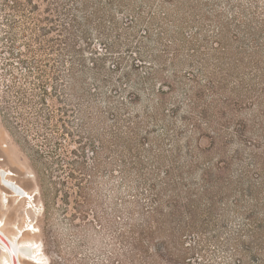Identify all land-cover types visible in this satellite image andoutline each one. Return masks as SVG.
Masks as SVG:
<instances>
[{"label": "rangeland", "instance_id": "rangeland-1", "mask_svg": "<svg viewBox=\"0 0 264 264\" xmlns=\"http://www.w3.org/2000/svg\"><path fill=\"white\" fill-rule=\"evenodd\" d=\"M33 1L43 18L53 16L51 0ZM205 1L217 0H199L194 10L189 9V0H126V7L113 6L111 13L117 23L104 38L111 48L100 50L108 53L106 67L113 82L108 94L127 103L121 117L125 126L134 127L138 138H146L149 165L156 164L155 154L160 149L165 156L162 160L169 158L177 133L185 153L188 141L202 150V167L204 163L227 161V180L251 189L247 194L226 189L229 195L220 202L219 211H224L229 223L211 226L202 239L217 264H238L236 250L245 252V264L254 259L264 264V0H230L234 6L226 0L218 2L222 16L212 18L227 27L219 35L220 27L202 16L215 13L207 11ZM6 2L10 0H0V175L12 188L26 193L16 197L0 179L3 229L21 246L31 248V252L20 250L23 264H114V244L99 220L113 212L115 189L125 195L126 186L134 190L135 179L128 177L125 182L118 172L121 157L116 150L112 155L114 175L99 171L88 181L71 177L70 162L92 155L91 150L86 154L82 151L89 130L95 138L104 136L101 124L96 120L87 124L88 109L80 97V87L77 84L74 91L69 78V54L47 50L39 57L51 59L52 64L42 78L47 80L44 88L48 91L43 95L39 74H29L20 55L12 53L14 45L15 51L27 58V42L35 48L38 42L32 41L27 30L18 29L15 37L10 35L3 11ZM192 13L201 16L198 24L188 23ZM45 25L52 26L51 21ZM56 34L50 30L47 38ZM236 35L240 40H235ZM92 42L98 47L101 39L95 35ZM219 42L226 49L217 50ZM86 57L92 55L87 53ZM115 59L122 62L119 70L114 68ZM135 62L141 63L138 70ZM150 73L143 86L129 83L127 78V74L133 80ZM211 81L215 92L205 86ZM91 86H96L94 81ZM195 93L199 107L193 109L191 94ZM133 94L139 99L130 104ZM175 104L181 107L177 114L172 113ZM101 107L109 111L105 100ZM106 121V127L113 123L110 118ZM213 135L219 139L212 146ZM129 141L135 148L132 137ZM157 141L163 144L159 146ZM122 144L121 149L127 145ZM8 172H12L9 179ZM78 184L86 187L88 203H84ZM29 193L32 198H23ZM28 253L37 262L24 258H31ZM5 257L0 249L1 261Z\"/></svg>", "mask_w": 264, "mask_h": 264}, {"label": "trees", "instance_id": "trees-1", "mask_svg": "<svg viewBox=\"0 0 264 264\" xmlns=\"http://www.w3.org/2000/svg\"><path fill=\"white\" fill-rule=\"evenodd\" d=\"M189 1L191 2L189 9L194 10L196 8L194 3L199 0ZM221 1L203 2L208 12H215L213 16L209 14H202V16L210 18L215 26L220 27L217 35L227 29L224 26L225 23L219 20L222 12H218L217 7L218 2ZM226 2L229 6H234L230 0ZM51 4L53 16L43 18L39 13V5L33 0H10V3H5L3 8L6 13L5 25L10 35L15 37L18 29L27 30L32 35V41L38 42L37 48L27 42L29 54L27 58H22L24 54L19 50L15 51L14 45L12 47L14 52H11L20 55L21 62L28 66L29 74L35 71L39 74L43 95L48 94V91L44 88L47 80L42 78L52 64L51 59L43 60L39 57H43L47 50L69 54L71 57L69 78L74 91L77 84L80 87V97L88 109L87 124L90 126L91 121L96 120L101 124L102 135H104L100 139L95 138V134L89 130V140L82 146V151L86 154L88 150H91L92 155L88 157L86 154L81 160L74 159L70 162L73 165L71 177L88 181L94 173L99 171H108L114 175L116 171L113 167L116 165L112 155L116 150L121 157V167L118 172L123 175L125 182L128 177L135 179L134 190L126 186L128 195H123L118 192L119 189H115L117 200L113 212L99 220L102 222L100 226L106 234H109L114 244L116 255L114 264H217L216 259L209 253L208 244L202 239V234L211 232V226L217 228L219 223L228 225L229 221L224 216V211H219L220 202L229 195L226 189L247 194L246 191L250 192L251 188H243L239 182L227 180L228 166L225 159L214 165L204 163L202 167L199 164L202 150L199 147L194 148L192 142L188 141L185 153L179 142L178 133L174 140L176 146L170 150L168 160L166 159L165 162L162 160L165 156L160 149L155 154L156 164L149 165L145 158V154L150 151L147 148L146 138H138L134 127L131 124L125 126L121 117V110L128 108L127 103L121 99L116 100L111 93L108 94V90L113 86L110 79L111 70L106 67L108 53L100 51L103 49L108 51L111 48L104 42L108 37L109 28L112 29V26L117 23L111 8L116 5L126 7L128 5L126 0H51ZM7 9L11 12H7ZM17 16L20 19H17ZM193 17H190L188 23L191 21L198 24L201 16L194 13ZM48 21H51L52 26L45 25ZM50 30L57 31L55 37L47 38ZM95 35L101 39L98 47L92 42ZM235 40L240 38L236 35ZM219 49H226V47L224 48L219 42L217 50ZM87 53L92 55L90 59L86 57ZM42 61L45 62L44 65ZM115 61L114 68L119 70L122 62L116 59ZM57 65H54V69ZM140 66V62H135V70H138ZM151 75L152 73L132 80L127 74V78L131 79L129 83L134 82L137 86H143ZM91 81H94L96 85L94 88L91 86ZM214 85L215 83L211 81L205 86L215 92ZM158 91L161 89L158 88ZM161 94L163 98L165 93ZM191 97L194 99L192 108L199 107L198 94H191ZM137 99L139 95H131L130 104L137 102ZM102 100L109 105L108 112L101 107ZM175 105L173 114H177L181 109L178 104ZM107 114H111V117ZM107 118L113 122L109 127H106ZM124 128L127 129L128 134L123 130ZM105 135H109L110 139L107 140ZM129 137L136 142L135 148L131 146ZM218 139L219 136L213 135L211 145L213 146ZM122 142L127 144L123 149H121ZM157 142L159 146L163 144L162 141ZM78 187L81 196H85L84 203H88L86 187L81 184H78ZM236 203L238 204V201ZM262 224L261 221L260 225ZM237 242L238 240L234 241L235 244ZM244 253L240 250L235 251L234 257L238 259V264L246 263ZM251 262L262 264L263 260L254 259Z\"/></svg>", "mask_w": 264, "mask_h": 264}, {"label": "bare ground", "instance_id": "bare-ground-1", "mask_svg": "<svg viewBox=\"0 0 264 264\" xmlns=\"http://www.w3.org/2000/svg\"><path fill=\"white\" fill-rule=\"evenodd\" d=\"M0 160H1V158H0ZM3 172H5V171H3ZM2 173V172H1ZM12 172H8V174H7V179H9V174H11ZM3 175H5V173H3ZM5 178V177H4ZM0 179L1 180H4V179H2V177H1V175H0ZM7 184H8V189L11 191V192H14L15 193V196L16 197H21V194H20V192H21V190L19 189V188H17V189H15V187L14 188H12L11 186H10V181H6V180H4ZM11 187V188H10ZM12 189V190H11ZM23 189V188H22ZM24 190V189H23ZM22 194H24V193H26V191H22L21 192ZM28 193V192H27ZM26 195V194H25ZM29 197H31L32 198V194H27V196H24L23 198H29ZM22 198V199H23ZM4 226H5V222L2 220V219H0V249L5 253V255H6V257H5V259H4V261H1V259H0V264H12V262H11V247L7 244V242L4 240V238L1 236V234L3 235V236H5V237H7L10 241H11V243H12V247H13V249L15 250V251H17V258H18V263L19 264H23L22 263V261H21V258L23 257V254H22V252L20 251V250H22V251H24V252H31V250H29V249H31V248H26L25 247V245H23V246H21V244L17 241V238H13V237H10L5 231H4ZM23 247V248H22ZM37 250H33V253H35ZM30 256H31V258H28L27 256H24V258H26V259H29V260H32V254L31 253H28ZM35 258H37V259H40L39 258V256L38 255H36L35 256ZM33 262H37L35 259L34 260H32ZM39 261V260H38ZM14 264H16V262H15V258H14ZM41 264V263H40Z\"/></svg>", "mask_w": 264, "mask_h": 264}, {"label": "water", "instance_id": "water-1", "mask_svg": "<svg viewBox=\"0 0 264 264\" xmlns=\"http://www.w3.org/2000/svg\"><path fill=\"white\" fill-rule=\"evenodd\" d=\"M1 236L4 238V240L7 242V244L11 247V262H12V264H14V258H15V262H16V264H19L18 263V258H17V251H15L14 249H13V247H12V243H11V241L7 238V237H5V236H3L2 234H1Z\"/></svg>", "mask_w": 264, "mask_h": 264}]
</instances>
